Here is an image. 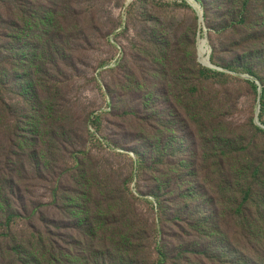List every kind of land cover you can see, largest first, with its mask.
Returning a JSON list of instances; mask_svg holds the SVG:
<instances>
[{"label": "rangeland", "instance_id": "rangeland-1", "mask_svg": "<svg viewBox=\"0 0 264 264\" xmlns=\"http://www.w3.org/2000/svg\"><path fill=\"white\" fill-rule=\"evenodd\" d=\"M222 6L0 0V264H264V56Z\"/></svg>", "mask_w": 264, "mask_h": 264}, {"label": "trees", "instance_id": "trees-1", "mask_svg": "<svg viewBox=\"0 0 264 264\" xmlns=\"http://www.w3.org/2000/svg\"><path fill=\"white\" fill-rule=\"evenodd\" d=\"M201 1V0H197ZM219 5L225 10L224 14L228 17L227 23L223 29L245 28L249 33L246 40L249 45L256 48V54L252 56L262 58L264 56V0H218ZM252 50V49H251ZM247 72L255 75V72L249 66L244 68ZM209 68L208 71L217 73L218 70ZM253 88L256 84L253 81H248ZM260 111L259 117L264 113V89L261 90L260 96ZM250 191L245 195V200L249 198ZM14 214H7L5 225L10 226ZM2 224V223H1ZM160 262H163V255L160 252Z\"/></svg>", "mask_w": 264, "mask_h": 264}, {"label": "water", "instance_id": "water-1", "mask_svg": "<svg viewBox=\"0 0 264 264\" xmlns=\"http://www.w3.org/2000/svg\"><path fill=\"white\" fill-rule=\"evenodd\" d=\"M189 1H191V0H189ZM200 19V21H202L203 20V16H202V13H201V9H200V17H199ZM206 46V39H202L201 41H200V43H199V49L200 48H202V49H204L205 50V58H206V62H203L202 60H201V58H200V54H198L199 55V58H198V60H199V62L203 65V66H205V67H208V68H211V69H216V70H218V71H222V68H220L219 66H216V65H214V64H212L211 63V61H210V57H209V50L205 47ZM242 77H244V78H246L247 76L246 75H241ZM257 85H258V88H257V90H258V92H259V94H261V87L259 86V84L257 83V82H255ZM259 111H260V105L257 107V111H256V115H255V117H254V120H255V122L259 125V126H261V127H263L264 128V124L260 121V119H259Z\"/></svg>", "mask_w": 264, "mask_h": 264}, {"label": "bare ground", "instance_id": "bare-ground-1", "mask_svg": "<svg viewBox=\"0 0 264 264\" xmlns=\"http://www.w3.org/2000/svg\"><path fill=\"white\" fill-rule=\"evenodd\" d=\"M199 54H200V58L203 62H206V58H205V50L200 48L199 49Z\"/></svg>", "mask_w": 264, "mask_h": 264}]
</instances>
